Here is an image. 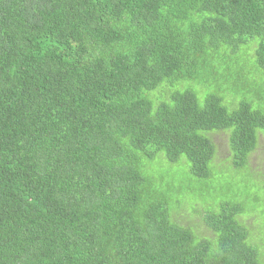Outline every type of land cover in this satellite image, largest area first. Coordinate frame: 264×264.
Here are the masks:
<instances>
[{"label":"trees","instance_id":"obj_1","mask_svg":"<svg viewBox=\"0 0 264 264\" xmlns=\"http://www.w3.org/2000/svg\"><path fill=\"white\" fill-rule=\"evenodd\" d=\"M252 39L264 71V0H0V264H259L238 205L179 226L148 165L207 179L222 132L249 171L264 112L221 82Z\"/></svg>","mask_w":264,"mask_h":264},{"label":"rangeland","instance_id":"obj_2","mask_svg":"<svg viewBox=\"0 0 264 264\" xmlns=\"http://www.w3.org/2000/svg\"><path fill=\"white\" fill-rule=\"evenodd\" d=\"M252 40L255 41H252L251 45L241 44L235 49L238 50L236 54H229L230 57L237 60L236 65L228 63L229 68L233 69L238 66L242 69L240 77L243 76L240 79L241 83L239 82L241 91L234 94L229 87L233 84L226 81L221 83L228 92L225 103L229 104L231 101L234 103L235 99L245 100L251 103L254 109L264 112V99L257 98L252 91L248 90L255 81L263 82L264 85V71L257 66L254 57V48L258 44V40ZM211 137L217 146L219 155L216 159L217 162L214 161V158L209 163V178L198 179L191 176L184 157H181L177 164H170L162 153L157 154L148 164L153 167L152 175L161 179L163 182L160 184L161 188L170 197H173L174 187L193 196V200L181 198L178 209L174 212V218L179 226L190 225L198 233H202V229L198 224V216L192 212L193 209L202 217L201 213L203 212L216 211L220 202L238 205L243 214L240 221L251 237V244H255L253 247L256 250L259 264H263L264 256L259 250L264 246V140L260 136L257 147L249 155L247 159L249 171L247 172L244 169H234L230 159L218 162L220 159L228 157L226 134L215 132ZM189 229L191 230V228Z\"/></svg>","mask_w":264,"mask_h":264}]
</instances>
